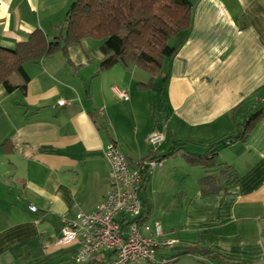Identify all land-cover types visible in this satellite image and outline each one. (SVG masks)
Wrapping results in <instances>:
<instances>
[{"label": "crops", "instance_id": "obj_1", "mask_svg": "<svg viewBox=\"0 0 264 264\" xmlns=\"http://www.w3.org/2000/svg\"><path fill=\"white\" fill-rule=\"evenodd\" d=\"M73 1L0 0V45L12 48L37 29L56 40ZM191 1V26L150 86L151 74L136 65L102 70L94 38L26 63V92L0 85V264H76L78 243L58 239L65 218L107 197L111 142L131 164L161 161L141 192L146 219L177 240L159 258L264 264V117L245 140L215 147V158L190 166L186 154L238 134V112L264 101V0ZM157 133L164 140L148 142ZM208 175L217 176L215 190L201 186Z\"/></svg>", "mask_w": 264, "mask_h": 264}, {"label": "trees", "instance_id": "obj_2", "mask_svg": "<svg viewBox=\"0 0 264 264\" xmlns=\"http://www.w3.org/2000/svg\"><path fill=\"white\" fill-rule=\"evenodd\" d=\"M193 9L191 0H74L56 40H49L42 30L37 29L26 41L12 48L0 45V85L7 92L18 88L26 92L30 81L26 63L39 61L60 49L66 50L69 44L84 38H94L102 40V70L117 63L125 67L136 65L151 74L150 86L154 77L161 73L165 59L174 56L183 42V39L177 44L169 41L190 28ZM16 76L21 78L20 84L13 81ZM238 113L242 115L237 122L238 134L213 143L203 155L186 153L188 158L206 161L208 156L215 158L217 155L219 149L215 147L223 148L245 140L264 117V101L255 108H245ZM178 151L179 148L175 147L165 157ZM200 183L203 188L210 186L209 190H215L217 176H205Z\"/></svg>", "mask_w": 264, "mask_h": 264}, {"label": "built area", "instance_id": "obj_3", "mask_svg": "<svg viewBox=\"0 0 264 264\" xmlns=\"http://www.w3.org/2000/svg\"><path fill=\"white\" fill-rule=\"evenodd\" d=\"M127 97V93H121ZM66 100L59 104L65 105ZM162 134H153L148 142L157 145ZM110 163V188L107 197L91 213L79 212L65 218L58 244L77 242L73 259L86 264L95 255L109 251L107 258L96 264H168L172 259L159 258L161 250L173 246L177 240L164 237L160 223L146 219L141 192L149 176L161 161L155 157L131 164L118 145L111 142L104 149ZM32 210H37L31 205Z\"/></svg>", "mask_w": 264, "mask_h": 264}, {"label": "rangeland", "instance_id": "obj_4", "mask_svg": "<svg viewBox=\"0 0 264 264\" xmlns=\"http://www.w3.org/2000/svg\"><path fill=\"white\" fill-rule=\"evenodd\" d=\"M180 40V37H178V36H175V37H173L169 42L171 43V44H177V42ZM191 144V143H190ZM172 156V155H171ZM193 161H196V160H191V159H189L188 158V163H190V166H192V164H195V163H193ZM191 169V168H190ZM198 175V171H193V174L191 175V180L195 177V176H197ZM198 183H199V180H198Z\"/></svg>", "mask_w": 264, "mask_h": 264}, {"label": "water", "instance_id": "obj_5", "mask_svg": "<svg viewBox=\"0 0 264 264\" xmlns=\"http://www.w3.org/2000/svg\"><path fill=\"white\" fill-rule=\"evenodd\" d=\"M62 45H64V43H62Z\"/></svg>", "mask_w": 264, "mask_h": 264}]
</instances>
